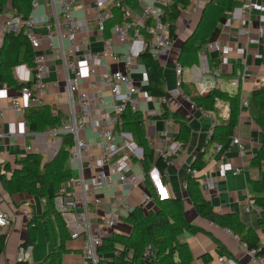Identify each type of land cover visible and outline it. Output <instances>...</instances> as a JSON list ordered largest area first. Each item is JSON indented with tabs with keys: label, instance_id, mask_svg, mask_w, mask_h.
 Instances as JSON below:
<instances>
[{
	"label": "crops",
	"instance_id": "crops-1",
	"mask_svg": "<svg viewBox=\"0 0 264 264\" xmlns=\"http://www.w3.org/2000/svg\"><path fill=\"white\" fill-rule=\"evenodd\" d=\"M198 1L201 3L198 14H190L185 11L178 18L175 25L174 48L166 58L159 60L164 80L165 103H162L159 99H152L146 96L147 85L145 77L142 76L144 70L140 66L134 68L132 77L136 82V87L144 95H142L144 98L141 96L142 101L138 111L142 113L144 118L143 125L149 145L157 157L158 146H173L174 151L172 163L165 175L167 184L162 185L160 177L158 178L155 174L148 177L152 186H155L158 182L161 184V189L157 192L160 199H179L183 205L185 220L200 230V232L195 234L184 232L178 238L181 243L188 247L192 256L191 264H264L262 258L250 257L241 248L240 243L232 233L200 219L186 195L184 185V178L189 165L199 153H203L202 162L204 167L193 174L203 197L217 213L236 214L246 227L255 231L259 238V244L264 245V226L258 224L260 210L253 204V194L251 192L252 181L259 180L264 185V163L260 168V172L250 165L255 152L261 145L262 138L259 130L252 123L246 107L250 93L264 86V0H258L250 9L248 25L233 21L230 16L227 20L222 21L221 26L214 31L211 38L212 42L219 44L220 50L210 51L207 55L214 72L223 79V83L218 87V90L229 95L237 94L239 96L238 124L233 136H238L242 140L244 146L242 155H239L235 147L228 145L230 138L222 145L221 149H217V145H212L205 150L208 131L212 125H222L227 115L222 116L218 108L213 112H202L184 95L176 96L172 93L176 82L173 68L177 63L180 47L195 29L201 9L208 0ZM236 1L241 3L242 0ZM92 8L91 0H82L81 3L75 6L73 16L78 20L82 19L84 15L90 16ZM44 10V4H40L37 14H43ZM4 13L8 15V10H5ZM246 27L248 35H239L238 32L246 29ZM36 32L40 36L45 34L41 26L36 28ZM105 37H109V35L105 34ZM2 41L3 34L0 32V49ZM89 42V48L92 50L101 47L98 35L94 34ZM80 44L85 49L88 41L81 39ZM45 45L41 46V52L46 56L50 67V73L45 80L48 85L47 92L40 103L33 106L54 107L53 113L55 111L61 113L66 125L67 107L64 103L58 105L55 95L58 90L61 94H64L65 87V74L62 70L60 52L57 48L49 50L46 48L47 45ZM62 45L65 50L69 48L65 40L62 41ZM113 48L120 53L124 51V48L116 43L113 44ZM83 49L79 48L70 59L73 58L78 61L81 72L85 75L86 69L79 58ZM110 67L122 69L121 65L112 64L108 66V69ZM238 71H245L248 78L240 87L233 88L228 81ZM32 75V70H29L24 65L16 66L13 69L15 80L21 84L30 80ZM192 76L191 72L184 73L183 84L190 85L196 92V85L192 81ZM204 80H209V78L205 77ZM54 84H57L58 89ZM19 98L18 90H13L4 84H0V111L2 112L0 134L3 135L0 137V165L9 164L12 168L15 160L29 153L40 154L44 161L50 160L60 145V139L51 132L30 133L28 131L23 114L8 108V104L12 100ZM20 101L27 107V102L24 99L20 98ZM106 104L109 105V99L107 98L105 100ZM161 104H165L169 112L177 114L179 120L185 122L189 127L190 134L184 149L180 148L181 142L177 139L179 133L178 123L171 119L163 120L161 118ZM221 104L226 105L224 103ZM119 134L121 132L117 135ZM84 138L91 145L88 153L93 157V161L98 163L101 152L97 146L99 141L97 131L86 129ZM27 147L31 148L29 152H26ZM70 164V173L72 177H76L78 175L76 162L73 161ZM67 166L69 165L67 164ZM133 171H140L137 164L133 167ZM83 176L86 181L91 178V174L85 168V165ZM208 177L212 178L214 184V188L210 190L204 189L202 185V182ZM146 193L147 191L143 184H139L130 192H125L117 186L114 192L105 189L93 195L94 198L101 200L100 205L94 210L98 217L114 214L120 221L113 229L103 228L105 237L112 234L121 236L130 234L131 228L123 221V218L128 215V212L125 211V206H129L131 209L140 208L142 196ZM0 207L12 217L10 224L6 228L0 229V234H6L4 250L0 254V264H17V250L25 241L27 228L32 218L36 220L35 241L29 247V253L25 261L30 264H47L45 259L56 249L57 239L55 221L52 217L45 215L46 206L44 201L26 193L9 196L0 187ZM148 207L149 210H154L153 204ZM24 208L30 212V219L22 216L21 210ZM247 209L248 211H246ZM61 217L71 238V233L78 231V227L71 216L61 215ZM98 217L92 219L94 225L100 224ZM83 244L84 239L82 237L70 239L64 246L65 252L61 255L59 264H91V262L85 261L82 257ZM218 248L219 251H217ZM101 256L103 259L110 257L108 254ZM202 256L204 257L203 259L201 258ZM175 262H177V259H175Z\"/></svg>",
	"mask_w": 264,
	"mask_h": 264
},
{
	"label": "built area",
	"instance_id": "built-area-1",
	"mask_svg": "<svg viewBox=\"0 0 264 264\" xmlns=\"http://www.w3.org/2000/svg\"><path fill=\"white\" fill-rule=\"evenodd\" d=\"M81 1L31 0L30 10L25 19L16 15L15 11L7 6L0 13V32L3 35L5 33L21 34L32 48L33 75L19 90V96L27 102V107L38 105L47 92L48 85L45 80L50 73V67L46 56L41 52V46L46 44L49 50L59 49L62 70L65 74V87L64 94L58 90L55 95L58 105L64 103L67 107V124L62 129L51 133L59 139L61 135L66 134L72 137L73 145L68 151L66 168L70 172V162H76L78 175L71 176L70 180L57 190L54 208L58 214L73 218L78 231L71 233V239L82 237L84 239L81 250L83 259L91 264H98L103 259L97 252L105 237L103 228L113 229L120 221L114 214L98 217L94 210L100 205L101 200L94 198L93 195L105 189L114 192L117 186L125 192H130L144 182V173L141 170L134 172L133 167L138 163L132 162L142 158L141 150L135 146L130 134L116 135L114 133L121 114L126 109L138 111L142 101L143 93L136 87L132 77L134 68L142 67L137 63V59L145 52L156 60L166 58L174 48L175 40L174 37L169 36L166 27L160 21L163 9L168 5L169 0H137L138 7L142 10L141 14H138L136 10L125 9L124 18L128 17L129 20L121 25H114L110 29L109 37H105L106 25L113 20L112 8H121L120 0H91L93 8L90 16L84 15L78 20L74 18L73 12L75 6ZM257 2L258 0H242L241 5L232 11L230 18L248 25L250 9ZM40 4H44L45 8L41 15L37 14ZM200 6L201 3L198 0H191L186 11L190 14H198ZM5 10H8V15H5ZM40 26L45 32L43 36L36 32V28ZM238 33L247 36V27ZM94 34L100 37L101 47L92 50L89 48V40ZM81 39L88 41V44L84 45L85 49L80 44ZM63 40L67 42L69 47L67 50L63 48ZM114 43L124 48V51L122 53L115 51ZM79 48L83 49L79 58L86 69L85 75L82 74L78 61L70 59ZM219 50V44L211 41L198 53L197 65L183 68L176 63L173 68L176 78L173 95L183 96V75L189 72L193 75L192 81L196 85L199 96L218 89L223 79L219 74L210 71L207 55L210 51ZM112 64L121 65L122 69L111 67L108 69V66ZM142 76L145 77L144 71ZM205 77L209 80H204ZM247 78L245 71H238L228 82L231 87L238 88ZM54 86L58 89L57 84ZM20 98L12 100L8 108L23 114L26 106ZM106 98L109 99V105H105ZM159 100L162 103L166 101L165 97ZM215 108L219 109L222 116L228 113L227 106L219 102L215 103ZM53 114L55 116L56 111ZM213 127L212 125L208 131V137L212 134ZM86 129L97 131L99 138L97 146L101 152L98 163L94 162L93 157L88 153L91 145L84 138ZM2 136L0 134V137ZM228 145L235 147L239 155L243 154L244 146L238 136L230 137ZM216 148L221 149L222 145H217ZM30 150V147L26 148V152ZM157 154L165 164L162 174L166 175L174 155L173 146H158ZM84 165L91 174L89 181H86L83 176ZM187 172L193 175L195 170H187ZM153 174L160 177L155 168L149 172L148 176ZM202 185L204 189L214 188L210 177L206 178ZM153 188L157 193L161 189V184L158 182ZM150 204L152 201L146 193L142 196L140 208L147 212ZM125 209L128 213L132 211L127 205ZM21 213L26 219L31 218L27 209H22ZM96 217L99 219L98 225L92 223V219ZM11 220L10 214L0 207V229L6 228ZM238 242L250 257H256L257 250H249L239 240ZM17 253L18 261H24L29 248L19 246Z\"/></svg>",
	"mask_w": 264,
	"mask_h": 264
},
{
	"label": "trees",
	"instance_id": "trees-1",
	"mask_svg": "<svg viewBox=\"0 0 264 264\" xmlns=\"http://www.w3.org/2000/svg\"><path fill=\"white\" fill-rule=\"evenodd\" d=\"M31 0H0V13L8 5L15 14L25 19L30 10ZM121 8H112L113 20L106 25V35L114 25H121L128 21L125 9L135 11L138 9L137 0H120ZM241 3L236 0H208L201 9L199 19L191 35L180 47L177 64L183 68H189L198 64V53L211 42L212 35L222 21L229 18L232 11ZM190 6V0H169L163 9L160 18L166 27L170 37H174L176 22L180 15ZM123 9V11H122ZM147 38V37H146ZM137 63L141 65L145 73L147 85L146 96L152 99L165 97L164 80L159 60L152 58L148 53L141 54ZM24 65L33 70V51L26 38L19 34L5 33L0 49V84L13 90H20L24 84L18 83L13 76L16 66ZM211 72L214 71L211 61L208 60ZM183 95L202 112L216 110L215 103L221 102L227 105L228 114L222 125L213 127L212 134L208 137L204 149L212 145H223L233 136L238 124L240 109L239 96L229 95L218 89L212 90L204 96H199L190 85H182ZM248 115L261 134V145L255 152L250 165L260 172L264 163V86L253 90L246 104ZM54 107L31 106L23 112L25 125L30 133H47L62 129L65 119L62 114L56 112ZM161 118L173 120L179 125L177 139L181 142V149L187 144L190 134L189 127L180 121L177 114L168 111L165 104H161ZM143 115L139 111L126 109L121 114L114 133H128L131 135L135 146L142 151L140 160H132L138 163L144 173L143 186L147 191L154 210L147 212L141 208H133L123 221L131 228L128 236L112 234L102 239L97 252L100 255L108 254L110 257L101 259L98 264H191L192 256L188 247L178 238L184 232L197 233L200 230L184 218L182 202L179 199H160L153 188L148 174L155 168L161 177L162 185H166V177L162 174L165 164L155 155L145 135ZM72 137L68 134L60 136V145L55 155L44 161L40 154L29 153L14 161V167L9 164L0 165V187L7 195L26 193L44 201L45 215L52 217L56 224V249L46 257L47 264H59L61 255L65 252L64 246L71 239L66 225L55 211L54 199L57 190L71 178V173L66 168L68 151L72 147ZM203 153H199L189 165L188 170L200 171L204 167ZM174 156H172L173 158ZM186 195L196 215L218 228L232 233L243 243L247 249H255L256 257L264 262V245L259 244L258 235L251 228L246 227L234 213L219 214L212 205L205 200L199 189V184L189 172L184 178ZM253 204L260 210L259 225L264 226V185L261 181L251 182ZM35 222L30 219L23 248H29L35 241ZM6 234H0V254L4 250ZM219 251V248L218 250ZM204 258L203 256L201 257ZM177 259V262H175ZM17 264H30L18 261Z\"/></svg>",
	"mask_w": 264,
	"mask_h": 264
},
{
	"label": "rangeland",
	"instance_id": "rangeland-1",
	"mask_svg": "<svg viewBox=\"0 0 264 264\" xmlns=\"http://www.w3.org/2000/svg\"><path fill=\"white\" fill-rule=\"evenodd\" d=\"M136 11H137L138 14H141V12H142V10H141L140 7H138V9H137ZM186 39H187V38H186ZM186 39H185V40H186ZM185 40H184V41H185ZM184 41H183V42H184ZM182 44H183V43H182ZM143 96H144V95H143ZM143 96H142V98H144Z\"/></svg>",
	"mask_w": 264,
	"mask_h": 264
},
{
	"label": "snow or ice",
	"instance_id": "snow-or-ice-1",
	"mask_svg": "<svg viewBox=\"0 0 264 264\" xmlns=\"http://www.w3.org/2000/svg\"><path fill=\"white\" fill-rule=\"evenodd\" d=\"M162 192H163V190H162Z\"/></svg>",
	"mask_w": 264,
	"mask_h": 264
}]
</instances>
